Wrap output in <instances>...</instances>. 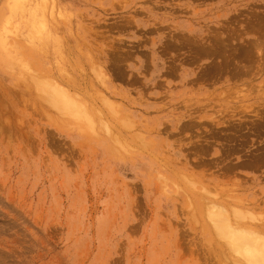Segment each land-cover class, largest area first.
Instances as JSON below:
<instances>
[{
  "label": "rangeland",
  "instance_id": "obj_1",
  "mask_svg": "<svg viewBox=\"0 0 264 264\" xmlns=\"http://www.w3.org/2000/svg\"><path fill=\"white\" fill-rule=\"evenodd\" d=\"M257 40L264 0H0V264H246L209 212L264 232Z\"/></svg>",
  "mask_w": 264,
  "mask_h": 264
},
{
  "label": "bare ground",
  "instance_id": "obj_2",
  "mask_svg": "<svg viewBox=\"0 0 264 264\" xmlns=\"http://www.w3.org/2000/svg\"><path fill=\"white\" fill-rule=\"evenodd\" d=\"M13 3L19 5L21 3V0H13ZM7 23L10 24L9 21ZM262 41H263V39L261 40V42ZM252 42L254 43L255 41H252ZM252 42H249V43H252ZM258 42H260V41L257 40L256 43L258 44ZM253 45H254V47H256L257 51L261 49L260 47L258 48V46H263V52H264V45H260V44H258L257 46L255 44H253ZM254 47L252 46V49ZM252 49L249 48V50H252ZM253 50H255V49H253ZM256 50H255V53H256ZM258 53H260V52H258ZM251 56H253V55H251ZM254 58H257V57H254ZM263 59L264 58H262V60ZM46 87H47V89H49V90H47L49 93L52 90L51 91L52 94L50 96L51 97V102L53 103V105L56 106V108L61 109L62 112L66 111V113H69V115L71 117L73 115H76V114H82L83 115V116H81L82 118H84L86 115H89V114H87L88 111L84 112L79 107V106H81L79 101H77L74 98H72V96L69 95L68 92H66V90L63 91V89H61V87L59 88V87L55 86V84L54 85L52 84V86H50V85L48 86V84H47ZM46 87H43L44 90L46 89ZM49 102H50V100H49ZM77 103H79L80 105H77ZM76 117L77 118H81V117H78V116H76ZM76 117H74V118H76ZM87 118H88V116H87ZM74 120H76V119H74ZM87 120L89 121L91 119H87ZM80 121H81V119H80ZM80 121H77V122L79 123ZM91 121L88 123L89 124L88 126H90V124H92L93 121L92 122ZM212 208H216V207L213 206ZM217 208H222L223 210H221V209L219 210L218 209L219 212L218 211L216 212L215 210H213L214 213L213 212H211V213L209 212L210 216L213 215L211 217V220L213 218L212 221L215 224L213 222L212 223L216 226V229H218L217 231H216V229L214 231H216L217 233L219 232L218 233L219 236L222 235L223 236L222 238H226L228 240L227 243L229 244V246L230 245L232 246V248L230 247L231 250L234 249L233 251H235L234 255L236 253L237 255H239V257L241 256L240 258H243L244 262L246 264H264V237H263L264 236V232L263 233L261 232L262 231L261 228L259 226H253L252 224L241 223L238 220H237V223H233L234 221L232 222L230 220V218H228L229 216H223L222 215L224 212H225V215H226V212L228 214V211L226 209H224L223 207H217ZM236 211H237V209H235L234 213H236ZM238 212H239L240 215L237 213V214H235V217H236V215H239V216H243L242 218L245 219L244 213L242 214V212H240V211H238ZM232 213H233V211H232ZM239 216H237V217H239ZM242 218L239 217V220H242ZM252 219L254 220V218H252ZM246 221H248V220H246ZM236 257H238V256H236Z\"/></svg>",
  "mask_w": 264,
  "mask_h": 264
}]
</instances>
